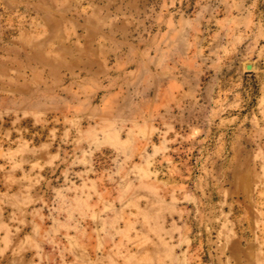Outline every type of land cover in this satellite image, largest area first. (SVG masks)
Wrapping results in <instances>:
<instances>
[{
    "label": "rangeland",
    "instance_id": "1",
    "mask_svg": "<svg viewBox=\"0 0 264 264\" xmlns=\"http://www.w3.org/2000/svg\"><path fill=\"white\" fill-rule=\"evenodd\" d=\"M0 264H264V0H0Z\"/></svg>",
    "mask_w": 264,
    "mask_h": 264
}]
</instances>
